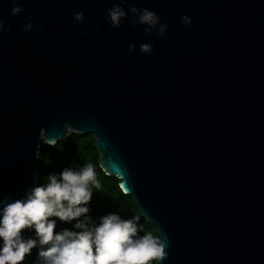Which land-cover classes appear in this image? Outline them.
<instances>
[{
    "label": "water",
    "instance_id": "1",
    "mask_svg": "<svg viewBox=\"0 0 264 264\" xmlns=\"http://www.w3.org/2000/svg\"><path fill=\"white\" fill-rule=\"evenodd\" d=\"M117 3L129 18L154 11L165 36L111 27ZM14 6L0 0V198H26L41 145L66 139L67 122L93 134L102 170L158 229L160 264H264V0ZM29 16L42 33L24 31Z\"/></svg>",
    "mask_w": 264,
    "mask_h": 264
},
{
    "label": "clouds",
    "instance_id": "2",
    "mask_svg": "<svg viewBox=\"0 0 264 264\" xmlns=\"http://www.w3.org/2000/svg\"><path fill=\"white\" fill-rule=\"evenodd\" d=\"M124 2L126 0H120V3ZM12 3L15 5L11 9L13 15L23 11L20 0H12ZM129 11L132 13L130 18L117 3L108 9L106 19L113 28H120L122 21L129 19L133 26L147 25L145 33L148 35L156 29L160 37L165 36L168 26L160 23V17L154 11L136 7ZM73 19L82 23L83 11L73 13ZM180 20L186 26L192 24L187 15L181 16ZM33 27H37L39 33L43 32L29 16L23 25L24 31L31 32ZM4 32H11V28H5L0 20V34ZM135 47L130 43L128 51H134ZM139 48L142 54L152 53L151 44L142 43ZM64 127L69 136L75 131L67 122ZM47 179L46 186L33 187L25 199L9 203L7 197L0 198V238L3 239L0 264H21L25 255L37 245L40 246V264H160L168 258L164 239L161 241L145 231L144 225L139 223L141 216L125 220L119 214L109 213L99 218L98 224L93 223L87 215L90 211L87 205L92 198L89 185L97 189L101 185L91 163L81 171L65 168L59 175L50 174ZM50 217H58L62 222L76 220L74 227L81 231L64 229L54 233L56 221ZM25 228L34 229L37 238L23 240L21 232ZM140 232L144 234L138 235Z\"/></svg>",
    "mask_w": 264,
    "mask_h": 264
},
{
    "label": "trees",
    "instance_id": "3",
    "mask_svg": "<svg viewBox=\"0 0 264 264\" xmlns=\"http://www.w3.org/2000/svg\"><path fill=\"white\" fill-rule=\"evenodd\" d=\"M98 161L99 152L95 145V138L91 133H71L66 139L60 140L52 146L43 143L38 156L36 186H46L49 183L47 177L50 174L59 175L65 168L81 171L86 164L91 163L95 168L96 178L101 185L99 189L89 185L92 198L87 205L90 209L87 215L91 217L93 223L98 224L99 218L109 213L119 214L125 220L133 216H141L139 223L144 225L145 231L151 232L154 237L161 240L158 229L140 213L133 197L122 192L118 184L119 179L115 176L106 175ZM49 219L56 221L54 233H59L64 229L81 231L74 227L76 220L62 222L58 217H50ZM80 219H83V217ZM143 234L144 232L138 233L140 236ZM21 236L25 241L37 238L35 230L29 228L23 229ZM39 251L40 246L37 245V247L31 249L30 254L25 255L30 264H40ZM152 264H155V262H152Z\"/></svg>",
    "mask_w": 264,
    "mask_h": 264
}]
</instances>
